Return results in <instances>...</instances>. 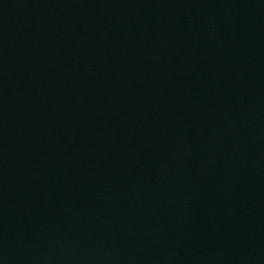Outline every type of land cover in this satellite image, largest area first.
Instances as JSON below:
<instances>
[{
    "label": "water",
    "instance_id": "obj_1",
    "mask_svg": "<svg viewBox=\"0 0 264 264\" xmlns=\"http://www.w3.org/2000/svg\"><path fill=\"white\" fill-rule=\"evenodd\" d=\"M0 264H264V0H43L0 75Z\"/></svg>",
    "mask_w": 264,
    "mask_h": 264
}]
</instances>
